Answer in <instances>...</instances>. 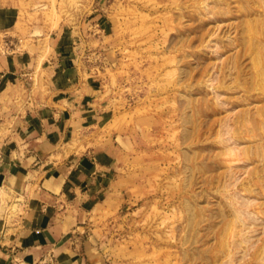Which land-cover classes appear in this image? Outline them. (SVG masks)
<instances>
[{
  "label": "rangeland",
  "instance_id": "1",
  "mask_svg": "<svg viewBox=\"0 0 264 264\" xmlns=\"http://www.w3.org/2000/svg\"><path fill=\"white\" fill-rule=\"evenodd\" d=\"M0 2V56L70 30L93 83L68 147L110 179L69 264H264V0Z\"/></svg>",
  "mask_w": 264,
  "mask_h": 264
},
{
  "label": "crops",
  "instance_id": "2",
  "mask_svg": "<svg viewBox=\"0 0 264 264\" xmlns=\"http://www.w3.org/2000/svg\"><path fill=\"white\" fill-rule=\"evenodd\" d=\"M18 17L15 5L0 2V30L13 29ZM69 32L52 36L46 57L37 40L33 51L0 56V264H36L50 254L69 264L82 261L79 246L90 252L76 240L87 209L107 193L109 157L68 147L96 108ZM40 79L43 90L34 87ZM25 87L24 107L16 108Z\"/></svg>",
  "mask_w": 264,
  "mask_h": 264
}]
</instances>
